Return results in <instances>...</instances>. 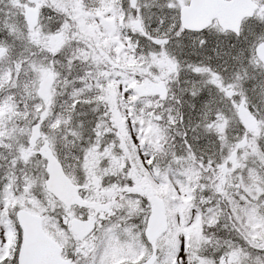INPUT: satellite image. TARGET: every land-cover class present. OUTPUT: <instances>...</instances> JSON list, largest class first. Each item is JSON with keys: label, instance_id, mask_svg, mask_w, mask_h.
Returning <instances> with one entry per match:
<instances>
[{"label": "snow or ice", "instance_id": "6c2138e0", "mask_svg": "<svg viewBox=\"0 0 264 264\" xmlns=\"http://www.w3.org/2000/svg\"><path fill=\"white\" fill-rule=\"evenodd\" d=\"M0 264H264V0H0Z\"/></svg>", "mask_w": 264, "mask_h": 264}]
</instances>
